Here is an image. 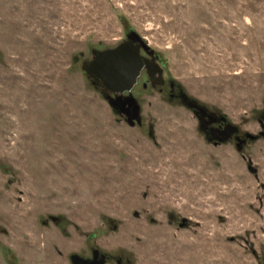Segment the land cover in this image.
<instances>
[{
  "label": "rangeland",
  "instance_id": "obj_1",
  "mask_svg": "<svg viewBox=\"0 0 264 264\" xmlns=\"http://www.w3.org/2000/svg\"><path fill=\"white\" fill-rule=\"evenodd\" d=\"M127 32L239 132L168 86L120 118L83 65ZM263 126L264 0H0V264H264Z\"/></svg>",
  "mask_w": 264,
  "mask_h": 264
},
{
  "label": "water",
  "instance_id": "obj_2",
  "mask_svg": "<svg viewBox=\"0 0 264 264\" xmlns=\"http://www.w3.org/2000/svg\"><path fill=\"white\" fill-rule=\"evenodd\" d=\"M96 58L93 62H86L83 65V69L92 76L93 79L101 78L104 81L106 89L104 92L108 93L105 98L108 100L110 106L115 109L116 106L127 107V110L131 113L128 119V124L134 126L135 123H141V111L135 97L130 95L127 100L121 104L120 98H111L110 94L131 92L135 86L136 79L141 73V66L135 55L125 47H117L113 50L100 51L95 53ZM185 107L189 108L195 112L196 116L199 118V123L203 125L205 123V117H208V124H214L218 121V118L214 115H209L203 107L192 100L189 96L183 98ZM223 121H226L225 117H222ZM264 127V126H263ZM239 132L238 128L233 124H227L223 129H216V134L218 135L219 141L229 142L233 135ZM252 140L256 137L252 135H247ZM184 226V225H182ZM71 261L73 264H92L83 259L79 255H72Z\"/></svg>",
  "mask_w": 264,
  "mask_h": 264
},
{
  "label": "flooded vegetation",
  "instance_id": "obj_3",
  "mask_svg": "<svg viewBox=\"0 0 264 264\" xmlns=\"http://www.w3.org/2000/svg\"><path fill=\"white\" fill-rule=\"evenodd\" d=\"M124 37L125 42L120 44L118 47H125L129 49L131 53L135 55V58L137 59L142 68L140 75L136 79V84L133 89L138 86H142L143 89H147L148 87L152 86L154 88L160 87V89L162 90L164 87L168 86V95L170 96V99L172 101L175 99H179L185 106L183 102V98L185 97V95L181 92V89L178 88L175 82L171 81L166 77V68L165 65L161 62V58L158 53L156 54L150 48V46H148V44L134 32H127ZM95 58L96 55L94 57V60ZM94 84H96L100 89H106L104 81L101 78L94 79ZM132 90L130 93H117L115 94V97L120 98L121 104H123L127 100V98L132 95ZM200 107H203L209 115H214L204 106L201 105ZM114 110L118 112L120 118L126 121H128L131 116V113L127 110V107H124L122 105L116 106ZM215 117L218 118V121H216V123L214 124L206 123L208 121V117H205V123H203V125H201L200 123L199 124L201 130L207 135V138H210L213 141V144L217 146L225 142L219 141L220 139L216 134V129H223L227 125V123L226 121H223L220 116L216 115ZM91 256L92 258H83L82 256L81 257L90 263L92 262V264H106V262L110 259V257H108L107 255H103L99 250L96 249L92 250Z\"/></svg>",
  "mask_w": 264,
  "mask_h": 264
},
{
  "label": "trees",
  "instance_id": "obj_4",
  "mask_svg": "<svg viewBox=\"0 0 264 264\" xmlns=\"http://www.w3.org/2000/svg\"><path fill=\"white\" fill-rule=\"evenodd\" d=\"M181 225H184V223H183V224H181Z\"/></svg>",
  "mask_w": 264,
  "mask_h": 264
}]
</instances>
